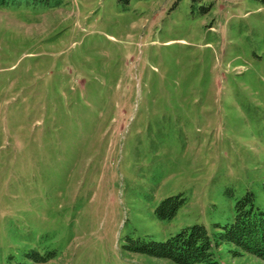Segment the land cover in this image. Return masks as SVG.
Listing matches in <instances>:
<instances>
[{
  "label": "rangeland",
  "instance_id": "obj_1",
  "mask_svg": "<svg viewBox=\"0 0 264 264\" xmlns=\"http://www.w3.org/2000/svg\"><path fill=\"white\" fill-rule=\"evenodd\" d=\"M246 192L264 211V0L0 2V264H170L122 246L212 238Z\"/></svg>",
  "mask_w": 264,
  "mask_h": 264
},
{
  "label": "trees",
  "instance_id": "obj_2",
  "mask_svg": "<svg viewBox=\"0 0 264 264\" xmlns=\"http://www.w3.org/2000/svg\"><path fill=\"white\" fill-rule=\"evenodd\" d=\"M4 0H0L3 2ZM42 1V0H39ZM130 0H118L127 4ZM226 195H232L227 191ZM186 203L182 195L167 197L155 210L158 220H171ZM233 219L224 225H216L218 231L211 238L204 226L183 228L165 241L127 238L123 251L170 264H219L214 250L226 247L231 258L250 257L264 264V211L255 205L254 195L246 192L233 206ZM28 249L17 264H46L56 258L55 251Z\"/></svg>",
  "mask_w": 264,
  "mask_h": 264
}]
</instances>
